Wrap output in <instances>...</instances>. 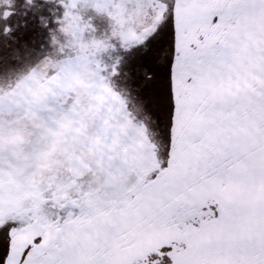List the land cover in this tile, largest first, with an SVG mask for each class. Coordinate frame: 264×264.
<instances>
[{"label": "snow or ice", "instance_id": "snow-or-ice-1", "mask_svg": "<svg viewBox=\"0 0 264 264\" xmlns=\"http://www.w3.org/2000/svg\"><path fill=\"white\" fill-rule=\"evenodd\" d=\"M0 264H264V0H0Z\"/></svg>", "mask_w": 264, "mask_h": 264}, {"label": "rangeland", "instance_id": "rangeland-1", "mask_svg": "<svg viewBox=\"0 0 264 264\" xmlns=\"http://www.w3.org/2000/svg\"><path fill=\"white\" fill-rule=\"evenodd\" d=\"M9 23L20 25L13 33L14 46L19 47L27 43L31 48L37 50L41 48L46 34L40 29L36 18L31 15L13 16ZM162 44L163 41L154 42L146 55L137 53L134 58L130 59L126 69L131 77L129 84L134 90H139L137 94L148 102L150 109L153 94L167 75L166 61L162 57L157 61L158 50ZM145 67H148L156 76L155 81L150 84H145L143 80L142 69Z\"/></svg>", "mask_w": 264, "mask_h": 264}]
</instances>
